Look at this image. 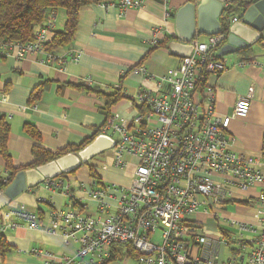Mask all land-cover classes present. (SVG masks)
Masks as SVG:
<instances>
[{
	"label": "crops",
	"instance_id": "crops-1",
	"mask_svg": "<svg viewBox=\"0 0 264 264\" xmlns=\"http://www.w3.org/2000/svg\"><path fill=\"white\" fill-rule=\"evenodd\" d=\"M121 1L92 5L80 12L73 43L54 53L62 63H49L39 55L27 54L18 58L15 50L0 58V97L6 96L5 100H0V116H5L11 125L7 148L14 168L33 163L34 147L55 153L82 145L105 125L107 96L119 90L123 95L127 94L126 98L109 107V113L118 115L122 123L128 125L140 110L135 98L137 94L141 91L162 94L167 89L159 92L157 85L160 78L169 69L177 67L187 53L186 46L176 39V14L190 0H146L142 8L126 12L120 10ZM50 14L55 18L54 31H62L66 23L65 11H50ZM235 18H239V14ZM155 38L161 43L158 48L152 45ZM197 38L205 42L208 36ZM252 50L254 64L240 66V56L231 55L227 71L221 75H209L197 89L195 99L203 104L209 95L208 88H211L215 111L225 117L234 113L238 98L252 90L248 116L233 119L228 131L234 140L232 149L245 159H251L254 167L264 173V33L262 42ZM138 67L146 70L144 76L132 73ZM42 86L46 89L41 97L30 103L33 92ZM26 126H32L39 133L40 141L26 132ZM92 161L89 164L96 168L104 187L94 184L86 165L68 175L75 188V199L81 204L75 205L62 192H51L42 185L23 192L12 201L0 192V225L4 222L3 211L8 209L40 215L44 224L42 229L20 227L4 232L10 251L5 255L0 253V264H41L46 261L43 256L33 255L34 249L50 252L59 264L67 259H72L74 264H89V259L78 257L77 243L71 241L66 245L62 234L48 232L50 213L74 209L95 218L98 202L88 195L87 190L128 189L138 165V160L131 156L125 157L126 166L122 168H116L114 162L100 168ZM9 177L6 163L0 156V182ZM260 190L258 185L245 192L237 191L234 200L222 208L213 209L226 214L207 211L195 214L207 243L192 244L191 260L198 258L202 260L201 264H205L210 252L217 256V264L238 257L241 242L254 240L256 236L251 232L240 234L228 222L236 220L256 225ZM40 198L46 202H40ZM114 204L112 199L109 213L115 211ZM111 253L116 252L112 249ZM108 264H136V261L123 251Z\"/></svg>",
	"mask_w": 264,
	"mask_h": 264
},
{
	"label": "built area",
	"instance_id": "built-area-1",
	"mask_svg": "<svg viewBox=\"0 0 264 264\" xmlns=\"http://www.w3.org/2000/svg\"><path fill=\"white\" fill-rule=\"evenodd\" d=\"M145 1L122 0L120 10L140 9ZM223 4L228 8L230 0H224ZM54 22V15L49 12L33 43L0 41V58L15 50L18 58L39 55L49 63H62L55 54L44 51L54 33ZM226 42L224 34L208 36L205 42L194 38L192 53L160 78L157 88L161 92L166 87L164 93L141 91L137 94L140 110L128 125L116 114L107 118L102 134H111L116 142L115 167L126 166V156L137 159L138 165L128 189L87 190L98 202L95 218L74 209L50 213L48 232L62 234L66 245L71 241L77 243L79 258L89 259V264H104L111 257L113 247L123 246L137 254L136 264H189L190 261L201 264V259L190 258L192 244L207 243L204 230L195 220L198 209L222 208L236 198L237 191L245 192L260 185L256 225L236 220L228 222L240 234L251 232L256 237L242 241L238 257L224 264H264V173L254 167L251 159L232 149L234 140L228 131L233 119L248 116L253 92L239 97L234 113L225 117L215 111L211 88L203 104L195 99L197 89L209 75L227 71L228 56H219ZM159 43L156 38L152 40L154 47ZM254 62L252 58L240 66ZM132 73L144 76L146 70L138 67ZM5 98L2 95L0 100ZM41 185L51 192H62L74 204H81L75 199L68 175L46 179ZM112 199L115 211L109 213ZM39 201L46 202L41 198ZM3 221L0 238L9 229L44 228L37 214L14 209L3 211ZM32 254L45 258L41 264H59L48 251L34 249ZM216 260L217 256L210 252L205 264H217ZM63 264H74V261L67 259Z\"/></svg>",
	"mask_w": 264,
	"mask_h": 264
},
{
	"label": "trees",
	"instance_id": "trees-1",
	"mask_svg": "<svg viewBox=\"0 0 264 264\" xmlns=\"http://www.w3.org/2000/svg\"><path fill=\"white\" fill-rule=\"evenodd\" d=\"M112 1L113 0H0V41L13 44L33 43L35 41L36 32L43 26L48 13L50 11L64 10L66 13L64 29L62 31H54L53 35L44 46L45 52L54 54L59 49L73 43L79 25V14L83 9L92 5L110 4ZM190 1L194 2V0ZM258 1L260 0L230 1L229 7L224 8L220 18L222 28L221 34H224L227 37L229 21L233 20L234 16L237 14H239L240 17L245 10ZM261 42H259V44ZM160 45L161 43H159L157 48ZM236 55H239L241 61L246 63L253 58V50L252 48L241 50ZM45 89L46 88L42 86L35 90L31 95L30 103L38 101ZM124 98H126V96L123 95L120 90L114 95L107 96V118L111 116V113H109V107L115 105ZM103 127L96 131L91 138L86 140L79 147L66 148L55 153L49 152L40 147H34L32 150L34 159L33 163L24 168H14L7 148L11 125L5 116H0V156L4 159L6 168L10 173V177L6 182H0V192H4L20 171L37 168L70 153H79L94 142L98 136L102 135ZM25 130L33 139L40 141L39 133L32 126H26ZM86 166L89 169L90 178L94 184L104 187L101 178L97 174L96 168L90 164ZM64 176L65 175H62V177ZM38 216L40 221H42L41 216ZM113 250H115L116 253L111 254V257L104 264H108L111 260H115L118 257V254L123 251L135 261L138 258L137 254L130 247L115 246L113 247ZM9 251L10 247L2 236L0 238V253L5 255Z\"/></svg>",
	"mask_w": 264,
	"mask_h": 264
},
{
	"label": "water",
	"instance_id": "water-1",
	"mask_svg": "<svg viewBox=\"0 0 264 264\" xmlns=\"http://www.w3.org/2000/svg\"><path fill=\"white\" fill-rule=\"evenodd\" d=\"M224 4L220 0H194L186 3L176 14V39L187 48L183 57L189 56L193 47L191 41L200 36L221 34V15ZM264 33V0L252 4L236 21H229L227 42L220 50L219 56L237 54L241 50L252 48L263 40ZM116 146L109 135H100L79 153H70L50 163L34 169L20 171L3 195L8 201L16 199L27 190L41 185L46 179H55L70 175L83 165Z\"/></svg>",
	"mask_w": 264,
	"mask_h": 264
},
{
	"label": "rangeland",
	"instance_id": "rangeland-1",
	"mask_svg": "<svg viewBox=\"0 0 264 264\" xmlns=\"http://www.w3.org/2000/svg\"><path fill=\"white\" fill-rule=\"evenodd\" d=\"M231 55H229L228 57H230ZM115 157H116V151L115 149H112V150H108V151H105L104 153L100 154L99 156H97L93 161L92 163L97 166V167H102L104 164H113L114 160H115ZM75 187V186H74ZM75 189V188H73ZM204 211H207V213H218L219 215L221 214H226V212L224 211H221V210H211V209H208V208H205V207H201L198 209L197 212H204ZM228 213V212H227ZM159 234V233H158ZM157 237V236H155ZM157 241L158 238H155Z\"/></svg>",
	"mask_w": 264,
	"mask_h": 264
}]
</instances>
